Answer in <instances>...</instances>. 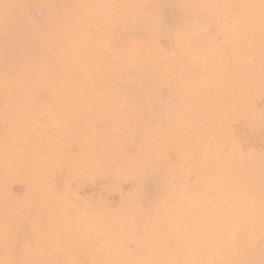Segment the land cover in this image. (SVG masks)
<instances>
[{
	"label": "rangeland",
	"instance_id": "rangeland-1",
	"mask_svg": "<svg viewBox=\"0 0 264 264\" xmlns=\"http://www.w3.org/2000/svg\"><path fill=\"white\" fill-rule=\"evenodd\" d=\"M0 264H264V0H0Z\"/></svg>",
	"mask_w": 264,
	"mask_h": 264
}]
</instances>
